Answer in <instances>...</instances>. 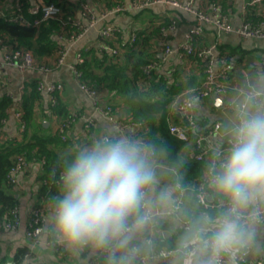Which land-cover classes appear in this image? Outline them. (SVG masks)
<instances>
[{"label": "crops", "instance_id": "0c3cea01", "mask_svg": "<svg viewBox=\"0 0 264 264\" xmlns=\"http://www.w3.org/2000/svg\"><path fill=\"white\" fill-rule=\"evenodd\" d=\"M45 1L23 0L26 12L30 16L36 14L38 6ZM85 1L96 17V24L89 25L90 19L82 15L81 8L78 6L76 17L86 28L83 36L74 42H69L66 39L68 35L66 31L53 35L54 40L66 51L63 64L57 65L56 54L43 59L49 64L51 68L49 71L36 68L22 71L5 64L4 50L0 44L3 79V81L0 80V100L5 96L12 98V104L7 109V117L2 120L1 140L22 137L21 120L18 113L21 110L20 104L24 91L32 81H37L38 84L40 82L44 84L61 82L64 84V89L57 94L59 93L61 101L67 105L75 119L68 130L70 144L57 143L52 146L59 156L73 151L75 148L90 146L104 136L110 139L126 136L138 142L144 138L143 135L147 127L140 122L131 121L124 100L115 90L108 87L99 88L94 96L80 85L76 79L74 65L79 54L82 53H89L87 58L92 61L93 70L101 73L104 65L101 67V63L98 64L99 61H93L94 55L100 61L106 58L109 62L110 56H114L111 47L118 48L119 56L122 59L129 51H135L137 56L148 60L144 66L153 62L157 63L154 70L147 76L151 80H161L169 89L178 90L174 101L179 93L203 85L205 75L202 60L189 57L182 49L188 42V37L197 27L198 20L194 13L166 3H156L144 9H138L133 0ZM180 1L187 4L190 0ZM191 1L195 9L205 11L210 15L216 16L224 13L228 16L230 25L235 29L248 22L257 24L264 21V0ZM18 2L19 0H0V10L7 15L14 14ZM117 2H122L124 9L114 12L113 7ZM173 21H175V26H172ZM107 25L115 26L121 31L118 39L110 42L111 47L104 44L103 37L100 35L101 28ZM203 28L204 32L197 39V43L210 49L216 62L222 55H225L224 52H227L232 65V75L227 92L224 94L215 93L206 99L198 98L191 109L200 130L211 132L207 139V145L213 150H219L226 147V127L233 118L236 104L244 99L247 95L246 91L249 89L257 90L264 87V83H262V78H264V39L244 38L235 32L222 31L211 23L203 25ZM117 44L118 46H116ZM52 99L53 94L41 90L40 101L36 104L35 122L36 124L48 122L46 128L55 131L58 129L61 118L53 113ZM96 99L112 106L113 114L108 115L98 110L95 104ZM177 118L178 123H185L183 116L177 114ZM216 123L221 124L218 131L214 130ZM140 144L147 146V144ZM147 149L157 175L154 192L158 193L161 189L171 188L174 203L167 211L160 209L152 211L147 226L132 241L131 247L134 251L130 256H126L120 264L137 263L135 247L138 243L149 246L143 251L140 249L141 252L139 250L146 257L145 264H183L184 259L187 258L185 255L187 250L181 249V242L193 230L195 222L204 215L215 217L224 209L215 207L206 209L197 197L189 194V197L183 201L182 208L179 211L174 210V206L180 200L183 192L176 182L178 171L165 164L161 157L152 156L150 148L147 147ZM178 156L182 163H190L195 160L194 136H191L190 140L182 145ZM44 171L42 159H29L28 167L15 174L12 186L6 187V190L18 199L21 223L15 228L0 229V264H13L17 258H20L18 264H91L96 258H98L99 264H110L107 251L100 254V251L91 247L74 251L59 243L56 238L52 239L51 229L45 220L52 201L38 199ZM205 192L208 201L213 205L226 202L208 185ZM37 202L42 205L44 230L37 239H32L27 235V231L32 211ZM159 224L162 227L157 229ZM256 232L255 243L244 251L247 252V263L244 264H257L259 261H264V223L256 225ZM160 242L175 244L178 248L173 250L170 256H164L155 252L154 249V244L158 245Z\"/></svg>", "mask_w": 264, "mask_h": 264}, {"label": "clouds", "instance_id": "9594fccd", "mask_svg": "<svg viewBox=\"0 0 264 264\" xmlns=\"http://www.w3.org/2000/svg\"><path fill=\"white\" fill-rule=\"evenodd\" d=\"M226 132L228 147L215 154L205 178L226 208L195 222L181 242L183 264H238L264 221V87L236 104ZM60 179L46 224L71 250L107 251L110 264L132 254V241L154 209L167 211L174 203L171 188L154 192L157 175L147 146L126 136L74 150Z\"/></svg>", "mask_w": 264, "mask_h": 264}, {"label": "trees", "instance_id": "16d2710c", "mask_svg": "<svg viewBox=\"0 0 264 264\" xmlns=\"http://www.w3.org/2000/svg\"><path fill=\"white\" fill-rule=\"evenodd\" d=\"M19 3L22 8L21 13L31 21V24L13 22L9 20V16H0V40L4 45L11 46L13 49L24 48L31 50L38 60H43L63 50V47L54 40L53 35L60 32L64 33L65 31L70 35L78 31V27L74 25V20L77 18L78 6L81 8L78 1L46 0L44 3H55L60 6L63 13L38 25L33 22L39 18V15L34 14L30 16L26 12L23 0H19ZM82 54L85 58L82 63L78 64L79 70L82 71L80 82L94 89L108 87L111 90H115L119 97L124 100L131 121L140 122L147 127L142 140L150 149L155 150L154 156L161 157L165 164L178 171L176 182L180 185L181 190H183L182 200H186L189 194L197 197L196 189L203 182H206L205 175L208 165L215 155H209L201 161L195 158L190 163H182L179 159V151L186 141L178 139L170 132V121L173 120V122L178 123V113L174 107V97L178 94V90L169 89L161 80H151L143 71V66L148 60L137 56L135 51H129L124 59L119 54L110 56L109 62L106 58L100 61L94 55L93 61H99L98 64L101 63V67L104 65L101 73L93 70L92 61L87 58L89 53ZM223 54L229 56L227 52ZM188 56L200 59L195 53H191ZM202 64H204L203 60ZM202 68L204 71L203 65ZM231 75L232 73L229 74L228 81ZM40 97L41 90L39 89V84L37 81H32L24 91L20 104L22 111L20 125H25L22 137L1 140L0 136V221L10 219L11 210L18 207V199L14 194L8 192L6 187L12 186L9 171L20 155H26L28 159L45 160V171L41 178L42 182L38 192V199L40 201L42 199L51 200L52 202L54 197L59 194L62 170L74 155L73 150L59 156L52 146L57 143L70 144V140H63L58 129L51 131L43 123L36 124L35 110ZM54 97L56 102H52L51 104L53 113L60 116L61 122L71 118L72 113L67 105L61 101L59 93H55ZM11 104L12 98L10 96H5L0 100V129L2 127V120L7 117V109ZM31 129L33 130L31 131ZM204 132H208V130H200L198 127L197 133ZM191 136L195 138L196 133H191ZM78 149L75 148V150ZM41 206L37 202L35 208L42 209ZM161 227L162 225L159 224L156 228L160 229ZM52 239H55L54 235ZM56 245L59 246L58 244ZM136 247L142 251L149 248L148 245L143 243H138ZM177 248L175 244L166 242H160L158 245L154 244L155 252H160L162 249L177 250ZM101 252L103 251H100V254ZM98 257L100 258V255ZM19 260L20 258H17L13 264H18ZM96 260L98 258L94 259V261Z\"/></svg>", "mask_w": 264, "mask_h": 264}, {"label": "built area", "instance_id": "2783aa9c", "mask_svg": "<svg viewBox=\"0 0 264 264\" xmlns=\"http://www.w3.org/2000/svg\"><path fill=\"white\" fill-rule=\"evenodd\" d=\"M77 1L81 5L82 15L90 19L89 25L91 26L95 25L97 22L96 17L91 12V9L86 3V1L85 0H77ZM133 3L135 7L138 9H144L156 3H166V4H170L177 8H184L186 10H189L192 13H194L195 16L197 17V20H198L197 27L193 30L192 34L188 37V42L182 47V49L187 55L191 53H195L197 54V56L200 57V59L204 61L203 66H204V72H205V81L201 87L185 90L178 95V97L174 101V107H175L176 112L178 114H181V116H183L185 123L180 124L177 122L170 121V132L172 135H174L178 139L186 141V142L190 140L191 133H194V134L196 133V136L194 138L195 158L199 161L204 160L209 155H212V154L215 155L218 152H223V150L228 147L227 143H226L225 148L219 149V150H213L207 145V139L211 132L208 131L204 133H197L199 125H198L197 119L191 113V109L193 108L195 100L198 98L206 99L215 93L224 94L227 92L228 87H229L228 76L231 73L232 65L229 61V57L226 55H222L219 58L218 62H216V60L211 55V50L202 45H199L197 43V39L203 34L204 32L203 25L207 23L214 24L216 27L220 28V30L225 31V32H235L244 38L264 39V21L261 23H257V24L248 22L244 24L242 27L235 29L230 25L229 18L224 13L215 16V15H210L209 13L205 11L197 10L193 7V2L191 0L187 4H184L180 0H133ZM123 9H124V5L122 2H117L116 6L113 7L114 12H119ZM21 10L22 8L20 6V3L18 2L16 5V12L14 14L7 15L2 10H0V16H5V17L9 16V20L13 22H22L24 24H31V21L21 13ZM62 13H63L62 8L58 6L57 4L42 3L37 8L36 14L39 15V18L35 19L33 23L36 25L41 24L45 20L62 15ZM74 25L78 27V31L73 32L70 35H67L66 39L69 42L70 41L74 42L78 40L79 38L83 36V34L86 31V28L82 25L81 21L78 20L77 18L76 20H74ZM172 26H175V21L172 22ZM120 33H121L120 29L112 25L104 26L100 30V35L103 37L104 44H107L109 47H111L110 42L117 40L118 37L120 36ZM0 44L4 50V62L7 65L16 67L22 71H25L28 69H35V68L45 70V71H49L51 69L47 62L43 60H38L31 50H27L24 48L23 49H13L11 46L4 45L1 40H0ZM116 46H118V44ZM111 52L115 56L119 54L118 48L116 47L114 48L111 47ZM56 57H57L56 58L57 65L63 64L65 61V57H66V51L61 50L60 52H58ZM84 58L85 57L83 56V54H79L77 61L74 65L76 79L79 81L80 85L83 88H85L86 90H88V92H90V94L95 96L97 94V89L90 88L87 85L82 84L80 82V79L82 77V71L79 70L78 64L82 63L84 61ZM156 66H157L156 62L147 64L143 66V71L146 74H150ZM1 70H2V64L0 63V80L3 81ZM39 89L45 90L49 92L50 94H53L52 101L55 103L56 99L54 97V94L59 91H62L64 89V84L61 82L49 83V84H44L40 82ZM254 91H255L254 89H249L248 91H246V93L248 94ZM95 104L98 110H100L101 112L108 114V115L113 114L112 106L107 105L97 99L95 100ZM18 117L21 120L22 118L21 110L18 113ZM74 119H75V116L72 114L71 118H68L62 122L60 121V124L58 126V131L61 134L63 140L68 139V130ZM220 127H221V124L216 123L214 130L218 131ZM24 129H25V125L21 124V130L23 131ZM105 137L106 136H104L103 138ZM139 142L142 144H146L143 140H139ZM147 147L149 146L147 145ZM150 153L152 156L155 155V150L150 149ZM43 161L45 162V160ZM28 165H29V159L27 158V156L20 155L17 158L15 164L11 167L9 171L10 172L9 177L11 176L10 178L12 179V181L14 180L13 176L19 172L24 171L28 167ZM207 172H208V169H207ZM207 172H206V175H207ZM206 175H205V178H206ZM206 186H207V183L203 182L196 189V196L201 202V204L204 206V208L209 209V208L215 207V208L225 210L226 202L213 205L208 201L207 195L205 192ZM182 197H183V192H182L180 200L174 206V210L179 211L182 208V201H183ZM42 211L43 209H37V208H34L32 211V217L30 219V222L28 225V231H27V235L31 237L32 239H37L43 233L44 228L42 226ZM10 214H11L10 219L0 221V229H4V228L11 229V228H15L19 226V224L21 223L19 208L18 207L13 208ZM260 223H264V221ZM135 249L137 251L136 259H138L136 264H145L146 257L139 252L138 247H135ZM159 253L163 254L164 256H170L173 253V250H161ZM246 256H247V252L241 253L238 259V264L247 263ZM91 264H99V263H98V260H96L92 262ZM257 264H264V261H259Z\"/></svg>", "mask_w": 264, "mask_h": 264}, {"label": "water", "instance_id": "95a60500", "mask_svg": "<svg viewBox=\"0 0 264 264\" xmlns=\"http://www.w3.org/2000/svg\"><path fill=\"white\" fill-rule=\"evenodd\" d=\"M178 115L180 116L181 114H178ZM44 125L47 126L48 125V122H44Z\"/></svg>", "mask_w": 264, "mask_h": 264}]
</instances>
